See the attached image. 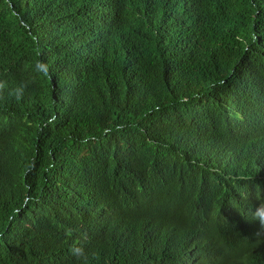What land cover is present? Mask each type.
Segmentation results:
<instances>
[{
  "label": "trees",
  "instance_id": "16d2710c",
  "mask_svg": "<svg viewBox=\"0 0 264 264\" xmlns=\"http://www.w3.org/2000/svg\"><path fill=\"white\" fill-rule=\"evenodd\" d=\"M263 180L264 0H0V264L224 247Z\"/></svg>",
  "mask_w": 264,
  "mask_h": 264
},
{
  "label": "clouds",
  "instance_id": "9594fccd",
  "mask_svg": "<svg viewBox=\"0 0 264 264\" xmlns=\"http://www.w3.org/2000/svg\"><path fill=\"white\" fill-rule=\"evenodd\" d=\"M200 201V198L196 200ZM212 205H219L223 200L209 199ZM253 206L249 216L239 211L229 212L223 223V229L227 232L226 244L221 247L219 242H204L200 238L201 233L209 231L208 226H201L197 219L190 221L186 228L189 241L185 246V253L178 255L171 245L161 251L149 250L144 254V264H251L253 257L246 247V239H252L256 243L257 259L264 264V180L259 187V193L253 200ZM207 223V220L204 221ZM181 250L179 246L177 248ZM254 263V262H253ZM252 263V264H253Z\"/></svg>",
  "mask_w": 264,
  "mask_h": 264
}]
</instances>
